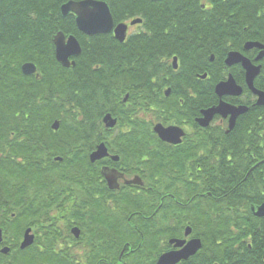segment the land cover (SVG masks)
Returning <instances> with one entry per match:
<instances>
[{
	"label": "trees",
	"instance_id": "obj_1",
	"mask_svg": "<svg viewBox=\"0 0 264 264\" xmlns=\"http://www.w3.org/2000/svg\"><path fill=\"white\" fill-rule=\"evenodd\" d=\"M70 1L83 0H0V229L3 240L11 237L13 244L11 255H0V259L11 260L9 264H117L123 253L121 259L132 264H156L158 192L164 186L173 195L175 182L164 178L161 185L158 176L172 173L179 163L184 168L190 165L197 174L195 184L186 183L187 189L197 190L195 202L214 213L212 218L196 214L191 220L194 235L202 242L201 251L193 257L195 264H264V219L249 212L250 206L264 203V107L257 108V112L250 109L239 117L228 135L220 127L197 131L195 126L193 136L171 152L153 136L150 124L146 128L147 145H139L137 136H121L116 140L125 143L112 145L102 118L112 113L122 96L131 91H126L118 77L119 68L114 77L109 74L113 67L106 53L89 52L74 17H61L60 7ZM94 1L105 2L116 22L141 18L147 34L153 37L161 25L170 22L169 35L184 39L165 41L163 56L169 59L181 52L180 45L185 46L183 61L194 75L213 56L205 81L211 85L212 106L217 103L214 86L225 76L221 69L227 53L242 52L247 42L264 46V0H167L164 3H173L177 9L162 12L159 2L149 0ZM199 3L207 7L200 9ZM183 4L192 6L183 11ZM57 33L74 36L83 47L73 68L63 69L55 61L53 37ZM95 46L101 51L104 45ZM26 63L37 68L38 78L22 74L21 67ZM152 63L146 64V71L158 67H152ZM259 64L262 71L254 87L264 92V58ZM234 72L233 77L238 78ZM240 78L243 79L242 73ZM152 80L148 74L142 82L149 95ZM137 107L134 98L132 103L119 106L117 110L121 111L114 116L118 120L117 131L127 128L131 133H141L144 125L128 118ZM54 121L60 124L56 133L51 131ZM94 141L108 143L120 157L117 166L124 165L127 170L131 165L137 169L145 166L144 190L139 194H132L129 189L109 193L116 201L114 208L104 202L81 199L90 198L92 193H72L69 198L77 196V200L60 201L58 190L64 186L78 188L99 176L87 159ZM55 156L61 157L62 162H53ZM258 160L262 164L253 168ZM206 192L210 195L198 197ZM38 193L45 198L30 199L41 197ZM100 194L105 193L101 190ZM167 203L171 205L166 207ZM80 205H84V212H80ZM178 208L172 201L166 202L164 220H173L171 215L177 216L173 210ZM222 209L226 210L224 216L219 212ZM71 225L81 230L79 240L68 234ZM203 226L205 231L201 232ZM30 227L39 237L34 247L20 251L15 242ZM167 234L165 241L171 237ZM227 244H250L251 250L243 251L252 255L247 260L236 257L233 254L237 251L229 248L228 261L223 263L221 254ZM234 257L239 261L234 262Z\"/></svg>",
	"mask_w": 264,
	"mask_h": 264
},
{
	"label": "flooded vegetation",
	"instance_id": "obj_2",
	"mask_svg": "<svg viewBox=\"0 0 264 264\" xmlns=\"http://www.w3.org/2000/svg\"><path fill=\"white\" fill-rule=\"evenodd\" d=\"M153 3H160L161 12L164 11H175L177 9V5L173 3H164V1L167 0H158L157 2L149 0ZM192 5H186L183 4L182 9L183 11H187L188 7L190 8ZM145 7V6H144ZM141 7V8H144ZM200 9H204L207 7V4H201L199 3ZM176 15L173 14V17ZM136 19H131L127 21H121L116 22L113 20L112 29L107 34H98L94 36H87L81 32V37L85 38L87 43L86 45L89 48V52H91L93 55L95 54H101L105 55L107 54L110 63L113 68H110L108 70L109 74L114 77L116 75V70H119L120 73L118 75L119 78H122V82H124L126 91H131L132 95L127 92L125 93L122 98L119 101V105L112 111V113H108L112 116L113 119L116 120V126L108 131L110 143L112 145H121L125 142L119 141L116 139H119L121 136H137L139 139V145H147L148 144V133L146 131V128L150 124V132L153 134L154 137L157 138V136L154 133V127L156 125H161L163 128H177L181 129L184 133L183 138L181 139V143L178 145H169L167 143L161 142L163 144L164 149H166L168 152L174 151L179 147L180 145L184 144L186 140L189 138V136H193L195 126L197 127V131H203L204 129H207L209 127H220L221 130H223L224 135L228 127V120L229 117L223 119L220 116H215L213 120L210 122L209 126L207 128H202L197 123V120L202 117V111L209 109L212 107L210 104V91H211V85L207 81L209 78V71H210V65L214 57L210 56L207 60V63L203 66H201V71L198 74L194 75L193 70L190 68L189 64L183 61L185 58V46L180 45V51H177L176 54L172 55L171 58L165 59L163 56V49H164V43L165 41H174L179 42L180 39H184L183 37L177 36V35H169V27L171 23H167L165 25H161V27L158 29L157 36L148 35L147 29L143 25V21L141 20L140 23L132 25V21ZM118 25L125 26V34L123 41L120 42L115 38V28ZM80 39V37H79ZM94 40L93 43H91ZM108 40V42H107ZM153 42L155 45H153ZM96 43H103V48L101 51L97 50V47L95 46ZM81 49H83L81 45ZM184 53V54H183ZM251 53V54H250ZM120 54H123L121 57H123V60L120 59ZM228 54V53H227ZM258 51L252 50L246 54H244L252 64L258 65L259 63H256L254 61L255 57L257 56ZM227 57V55H226ZM225 57V59H226ZM224 59V61H225ZM120 60V61H119ZM223 61V68L221 71L225 74L223 81H227L228 77L231 76L237 86H239L242 89V93L240 96H225L222 98V100L230 104L231 106L238 107V106H245L248 108V112L250 109H253L255 112H257V108H263L258 107L255 105L257 97L252 94V92L247 88L245 84V75L244 71L242 70V67L240 65H235L230 68H227L225 66V63ZM154 62L155 65L158 67L155 68L153 71H146V64ZM152 63V67L154 66ZM119 68V69H118ZM153 69V68H152ZM237 74V77H233V74ZM241 73L243 74V79L240 78ZM148 74L153 76L152 84L153 90L151 95L147 94L146 89L143 86V83L148 76ZM201 76H205L203 79L200 78ZM257 78V77H256ZM256 78L254 80V86H256ZM195 80L199 83L196 85ZM215 87V86H214ZM140 91L142 94L136 95V92ZM132 98L136 100L138 103V107L133 109L132 113L130 112L128 115V118L133 123H140L144 125L143 130H141V133H131L127 131V128L123 132H119L116 130V127L118 125L117 117H114L115 115L120 113L119 108L120 105H128L132 103ZM209 102V103H208ZM219 100L217 99V105ZM149 105V108L147 106ZM213 105V106H215ZM198 107V108H197ZM195 108L198 109L197 114H194ZM247 112V113H248ZM246 113V114H247ZM245 114V115H246ZM239 118V117H238ZM236 119V122L238 120ZM235 122V125H236ZM107 132V131H106ZM97 136V135H96ZM102 134H98V137H102ZM108 137V138H109ZM102 141H94L93 143V149L90 150L87 154V159L89 161V156L95 151L96 147L101 143ZM103 143L107 146L108 156L106 158H103L92 165L99 171V176H97L94 181H88L84 182L83 185L78 188L74 186H64L63 189L58 190L60 192L61 198L60 201L66 202L69 200H77V196L73 198H69L71 194L73 193H81V194H94L93 196L85 197L82 196L81 199L86 200L88 202H104L108 205H112V207H115V202L112 197L109 196V193L112 192H118L122 193L125 189H129L132 191V194H139L141 190H144L145 184H144V176H145V166L140 165V169H137V166L131 165L129 169L122 166H117L120 162V157L116 155L112 149L109 148V145L106 141H103ZM83 142L79 143V146L82 147ZM135 148V143L132 144ZM130 148V149H133ZM166 156V155H164ZM164 156H162V160L164 159ZM112 157H117L118 161H113ZM56 157H54L52 160H54ZM131 158H127V160H130ZM260 161L258 160V163L253 168H257L261 165ZM183 167V171H185V168L188 170L185 172H180L179 170ZM109 169V171H115L116 172V183L118 185L117 190H109L107 186V182L104 179L102 175L103 169ZM132 168V169H131ZM182 166L179 163H176L174 166V170L172 173L167 174H160L158 176V183L163 184V181L165 182V179H172L175 181L172 185V192L173 195L166 189L164 186H161L159 188L158 192V206H157V237H158V252L159 255L157 257L160 258L161 256L171 253V252H178L180 251L186 244L192 240H199L201 242L200 237H195L193 232V227L191 224V220L196 217H194L196 214H200L202 217H213L214 213L209 207H205L199 203L195 202V196L197 195V190L195 188L187 189L186 183H190L189 185L195 184L196 178L195 175L197 174L193 173L190 168L191 166ZM200 172V171H199ZM165 178V179H164ZM136 182V184H130L126 185V182ZM184 183V184H183ZM161 189V190H160ZM103 190L105 193L104 195H101L100 192ZM196 193V194H195ZM41 197H30L31 200H42L45 198V195L37 194ZM205 195L209 196V193L205 194H199L198 197H204ZM64 196V198H63ZM91 199V200H89ZM168 201H172L178 208V210L174 209L173 214L176 212L177 216L171 215L173 220H164L163 215L165 213L162 211L165 207V203ZM171 205V203H167L166 207ZM259 206V205H257ZM94 208V207H92ZM84 205L79 206L80 212H84ZM90 210V208L88 207ZM57 211V210H56ZM182 212L183 215H180V212ZM220 212V215L224 216L226 213L225 209H222ZM51 213V210H50ZM57 213V212H56ZM215 214H218L217 211ZM76 226H70L69 233L72 238V229ZM79 229V227H76ZM31 229V234L34 236L33 244L30 247H34L36 243V238L39 237L38 234H36V230L32 227L26 228ZM23 231L20 239H18L15 244L19 248L20 243L23 239V234L25 232ZM205 231V227L203 226L201 232ZM80 236H81V230L79 229ZM165 232L169 233L171 237H168L165 241ZM186 233L187 236H186ZM79 236V238H80ZM75 239V238H74ZM79 240V239H75ZM177 240L180 242H184V245L180 248H175V243L170 244V241ZM13 241V240H12ZM15 241V240H14ZM12 243L7 244L5 243V240L3 244L0 245V250L3 248L9 249V253L6 254L7 256L11 255L12 252ZM128 245V244H127ZM166 245V247H165ZM29 247V248H30ZM68 248H73L72 245H67ZM250 244H227L223 246V253L221 254L223 257V263L228 261V255L227 250L229 248L236 250L237 252L233 255L236 257H243V259H248L250 255H252V252H244L243 250H251ZM202 249V242H201V248ZM198 251V252H199ZM197 252V253H198ZM196 253V254H197ZM195 254V255H196ZM1 256H4L0 253ZM194 255V256H195ZM190 257L188 260H182L177 264H195L193 261V257ZM122 256L119 257L117 260V264H132L129 260H122ZM233 257V256H232ZM262 261L264 262L263 258V252L261 254ZM156 259V261H157ZM5 260L0 259V264H9L11 260ZM239 261L234 257V262Z\"/></svg>",
	"mask_w": 264,
	"mask_h": 264
},
{
	"label": "water",
	"instance_id": "obj_3",
	"mask_svg": "<svg viewBox=\"0 0 264 264\" xmlns=\"http://www.w3.org/2000/svg\"><path fill=\"white\" fill-rule=\"evenodd\" d=\"M158 1V0H152ZM60 15L65 18L68 15H73L75 24L81 33L87 36H93L98 34H107L112 29V17L109 11V7L104 2L94 0H83V1H70L63 4L60 7ZM140 23V20H135L131 24L135 25ZM125 26L118 25L115 28V38L120 42L123 41L125 34ZM54 45V56L56 62L63 68L68 69L74 67V58H77L81 53L79 43L73 36L66 38L62 33H57L53 37ZM244 51H251L253 49L258 51V55L255 58L256 62H260L264 57V46L257 42H248L243 47ZM240 64L244 70L245 84L247 88L257 97L255 103L258 107L264 106V93L257 91L253 82L255 78L260 74L261 67L253 65L247 58L243 57L239 53H229L225 60L226 67H232ZM21 72L24 76L29 77L36 75V67L32 63H26L21 67ZM205 76L202 77V79ZM214 93L219 99L218 105L211 107L205 111H202V117L197 120V123L202 128H207L210 122L215 116H220L225 119L229 117L228 127L226 134L231 132L235 126L236 119L247 112V108L243 106L233 107L222 101L225 96H240L242 89L238 87L231 76L228 77L227 81L221 82L216 85ZM103 125L106 130H111L116 126V120L112 119L110 115H106L103 120ZM51 130L57 132L59 130V122L55 121L51 125ZM154 133L157 135L160 141L170 144L178 145L181 143V139L184 133L181 129L177 128H163L161 125L154 127ZM108 156L107 149L103 143L99 144L95 151L89 156V162L95 163ZM113 161H118L117 157H112ZM56 162H61L60 158L55 159ZM115 171H109V169H103L102 175L107 182L109 190H117L118 185L116 183ZM126 185L136 184V182H126ZM250 212L255 218L264 219V204L260 206L250 207ZM72 234L75 239H78L80 232L77 228L72 229ZM188 233H186L187 236ZM34 236L31 235V230L27 229L24 232L23 240L20 244L19 249L25 250L33 244ZM2 243V232L0 231V244ZM175 243V248H180L184 245V242L177 240L170 241V244ZM201 248V242L199 240H192L186 244L180 251L171 252L158 258L156 264H177L182 260H188L194 256ZM1 254L6 255L9 253V249L4 248L0 251ZM122 255V254H121ZM264 258V251H263Z\"/></svg>",
	"mask_w": 264,
	"mask_h": 264
},
{
	"label": "rangeland",
	"instance_id": "obj_4",
	"mask_svg": "<svg viewBox=\"0 0 264 264\" xmlns=\"http://www.w3.org/2000/svg\"><path fill=\"white\" fill-rule=\"evenodd\" d=\"M55 157H57V156H55ZM58 157H59V156H58ZM51 215H53V213H51ZM49 216H50V213H49ZM5 243H6V244H8V243L10 244V243H11V237H8V236H7V237H6V240H5Z\"/></svg>",
	"mask_w": 264,
	"mask_h": 264
}]
</instances>
